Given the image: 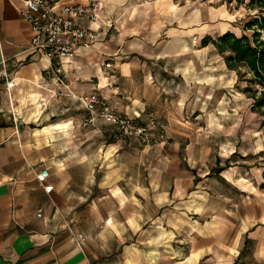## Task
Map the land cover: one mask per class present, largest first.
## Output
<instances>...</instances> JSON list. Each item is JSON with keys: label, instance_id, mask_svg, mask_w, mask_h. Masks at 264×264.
I'll return each instance as SVG.
<instances>
[{"label": "crops", "instance_id": "1", "mask_svg": "<svg viewBox=\"0 0 264 264\" xmlns=\"http://www.w3.org/2000/svg\"><path fill=\"white\" fill-rule=\"evenodd\" d=\"M99 1L101 18L89 25L102 27L103 35L92 45L79 46L72 61H64L63 72L56 74L49 71V58L31 48L33 30L22 13L24 1L0 0V264H237L246 245L261 237L264 220L249 219L242 202L226 194L232 188L227 178L234 175H224L225 167L217 174L226 181L216 183L222 189L208 192V187L198 190L201 186L195 185L194 194L183 200L181 194L190 192L191 185L178 183L180 193L175 190L177 198L172 200L170 188L160 183L146 185L133 179L130 184L133 171L119 168L120 149L103 154L89 151V144L117 148L107 131L114 124L85 125L71 114L35 126L9 109V96L24 89L45 93L46 86L65 93L69 88L86 95L85 90L99 86L106 95L112 79L103 65L124 42L138 49H157L156 54L163 51L165 38L149 47L146 25L140 31V18L150 0ZM103 15L133 16L129 32L143 34L124 40L120 23L109 34ZM181 26L176 22L165 32L182 42ZM127 74L135 78L134 86H127L119 98L111 94L109 101L119 100L123 109L137 115L153 110L151 102L157 97L151 92L153 85L142 83L134 72H124L121 78L129 79ZM182 94L176 89L177 96ZM43 168L50 171L46 182L38 178ZM121 171L127 177L122 183ZM176 174L191 176L189 170L176 169ZM46 184H53V189L46 190ZM189 212L199 218L193 222ZM190 226L197 228L191 231ZM80 233L83 239L78 238Z\"/></svg>", "mask_w": 264, "mask_h": 264}, {"label": "rangeland", "instance_id": "2", "mask_svg": "<svg viewBox=\"0 0 264 264\" xmlns=\"http://www.w3.org/2000/svg\"><path fill=\"white\" fill-rule=\"evenodd\" d=\"M249 2L250 0L146 2L150 6L140 18V31H144L143 25H146L145 31L150 35V41H147L149 47L154 46L158 38H165L166 42L161 47L163 51L156 54L157 49H138L124 42L117 51L107 56L106 62H112V68L108 70L107 63L103 65L106 75L112 79L108 96L99 86L90 87L84 94L96 93L113 111L124 114L134 124L147 125L145 135H128L115 124L111 125L107 130L108 135L117 144V148L112 150L108 144L103 143L100 148L99 145L89 144V151L95 154L120 149L122 158L118 159L119 168L130 167L133 171L128 181L130 184L134 183L133 179L136 183L146 185L160 183L170 188L172 200L177 198L174 196L175 190L180 193L179 185H191L190 192L181 194L184 195L182 199L186 200L189 195L194 194L192 191L195 185L201 186L198 190H203L202 186L208 187L205 188L208 192H211L210 188L222 189L216 183L220 181L223 184L226 181L217 174L220 167H225L222 172L224 175H234L232 179L227 178L229 182L226 184L232 188L231 192L226 189V194L232 201L242 202V211L249 219L254 216L255 220L257 216L262 221L264 116L254 109L253 100L245 91L247 81L240 79L239 69L228 66L226 54L220 52L214 42L225 30H231L239 36L245 33L253 35L254 31L249 23L262 15L264 8L261 10ZM131 17L102 16L107 21L106 29L109 34L119 23L125 28L123 32H119L124 40H133L139 32H129L128 26H132L129 19L134 18ZM176 22L178 26L182 24V42L179 38L177 41L172 40V36L165 32ZM159 24L162 25L161 29L158 28ZM156 55L163 56L156 58ZM133 58L137 59L136 63ZM240 70L246 72L245 67ZM124 72L138 73L137 77L143 80L142 83L146 81L153 85L151 92L157 94L154 102H151L152 107H155L153 110L137 115L123 109L119 100L117 103L109 101V96L119 98L124 96L123 91L127 86H134V77L127 74L130 80L121 78ZM151 73H155L157 77L152 78ZM67 89L65 93L60 88L49 90L46 86L45 93L37 89H24L21 94L9 96V109L18 115L19 120L23 119L28 124L35 123V126L53 123L71 114L83 122L95 114L98 116L94 122L99 121L101 125L108 123L100 116V103L93 113L80 100V92ZM176 89L183 91L182 96L176 95ZM126 99L131 100L129 97ZM162 99L168 103L160 104ZM176 169L189 170L191 176L182 178L176 174ZM119 178L122 183L127 177L122 173ZM181 178L183 181H180ZM153 193L152 191L151 194ZM188 215L193 222L199 218L192 212ZM190 227L191 231L197 228ZM260 235V238L250 241L244 248L240 260L242 264L264 260V232Z\"/></svg>", "mask_w": 264, "mask_h": 264}, {"label": "built area", "instance_id": "3", "mask_svg": "<svg viewBox=\"0 0 264 264\" xmlns=\"http://www.w3.org/2000/svg\"><path fill=\"white\" fill-rule=\"evenodd\" d=\"M23 16L31 24L33 39L31 48L44 53L51 61L49 71L56 74L63 72L64 61H72L77 48L81 45H92L103 35V28L94 29L90 22L96 23L101 18L103 3L99 0L64 4L63 0H23ZM112 63L106 64V69H111ZM11 83L9 82V86ZM80 100L94 113L97 104H101L100 116L108 122L115 124L128 135H145L147 125L134 124L130 118L122 113L113 111L109 104L101 100L98 94L80 95ZM98 115L93 114L85 125L94 122ZM50 171L43 168L38 173L39 180L46 182ZM53 184H46L50 191ZM85 236L80 233L79 239ZM237 264H242L239 261ZM249 264H264V260Z\"/></svg>", "mask_w": 264, "mask_h": 264}, {"label": "trees", "instance_id": "4", "mask_svg": "<svg viewBox=\"0 0 264 264\" xmlns=\"http://www.w3.org/2000/svg\"><path fill=\"white\" fill-rule=\"evenodd\" d=\"M249 4L261 10L264 8V0H250ZM249 25L254 31L252 36L246 33L239 36L228 30L214 42L219 51L226 54L228 66L239 69L240 79L247 81L245 91L252 98L254 109L264 116V13L255 17ZM207 41L208 38L205 39ZM242 67L246 68V72L240 70Z\"/></svg>", "mask_w": 264, "mask_h": 264}]
</instances>
